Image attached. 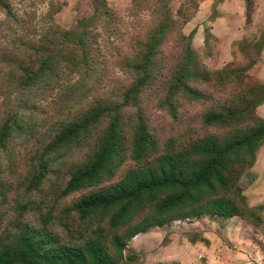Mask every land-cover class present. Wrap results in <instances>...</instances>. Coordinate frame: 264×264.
Wrapping results in <instances>:
<instances>
[{"label": "trees", "instance_id": "1", "mask_svg": "<svg viewBox=\"0 0 264 264\" xmlns=\"http://www.w3.org/2000/svg\"><path fill=\"white\" fill-rule=\"evenodd\" d=\"M200 1L164 2L162 24L124 60L132 80L119 100L93 98L84 108L62 112L42 142L26 188L38 190L49 171L61 166L67 175L61 194L89 190L72 204L79 220V241L65 243L46 228L18 222L0 239V264H122L130 254L131 239L176 220L238 216L255 227L263 223L262 206L246 202L242 176L264 143V117L256 114L264 101V80L258 76L264 29L256 37L236 42L244 62H228L212 71L200 70L189 45L181 46L159 105L174 117L180 96L205 102L203 128L213 127L216 132L158 152L144 116L140 96L161 83L165 31L178 15L186 22L187 8ZM92 4L93 14L78 19L73 30L61 32L55 26L39 42L28 44L24 59L17 60L11 51L3 54L15 60L11 70L18 76L10 82L26 90L48 84L65 71L86 72L93 62L91 32L113 18L105 0H92ZM251 6L252 1L245 0L246 22ZM212 37L204 28L207 47ZM23 102V98L18 101ZM35 125L23 112L7 111L0 124V151L13 136L32 135ZM77 149L82 150L80 156L69 160ZM127 159L132 164L120 171ZM26 205L18 206L20 213ZM191 236L194 240L198 234Z\"/></svg>", "mask_w": 264, "mask_h": 264}, {"label": "rangeland", "instance_id": "2", "mask_svg": "<svg viewBox=\"0 0 264 264\" xmlns=\"http://www.w3.org/2000/svg\"><path fill=\"white\" fill-rule=\"evenodd\" d=\"M166 1L105 0L113 18L95 26L91 32L89 40L93 47V62L90 68L82 74L65 71L58 78L48 80V84H36L22 90L10 82V78L18 76L11 70L15 60H7L3 54L11 51L17 60L24 59L28 44H36L55 26L61 32L73 30L78 19L93 14V4L92 0H1L0 124L7 111L17 110L33 119L36 125L32 135L13 136L5 149L0 151V239L14 230L18 222H24L48 229L62 242L79 241V220L72 204L89 190L61 194L67 179L61 166L49 171L36 191L27 190L28 177L40 155L42 142L47 139L52 125L60 120L62 112L84 108L93 98L119 100L121 92L132 80V74L123 65L124 60L131 57L140 43L146 41L154 29L162 24L165 16L163 4ZM182 1L187 0H176V5ZM216 7L223 12V16L211 21L210 0H201L187 8L190 16L186 22L183 23L182 16L178 15L165 31L160 51L163 62L159 77L161 83L145 89L140 96L158 152L167 150L171 144L177 146L191 137L217 131L213 127L203 128L205 102L180 96L176 100L174 117L159 105V100L165 94L169 72L179 59L181 46L189 45L200 70L205 68L212 71L228 62H244L234 44L243 37L258 36L254 29L258 28L256 21L260 17H255L256 23L246 26L234 0H229V3L224 1ZM231 8H235L234 15L227 16V9ZM210 27L214 37L209 40L210 47H207L204 44V28ZM199 87L212 90L207 85ZM21 98L25 102L18 103ZM256 114L264 117V103L257 107ZM81 153L82 150L77 149L68 159L78 158ZM131 164L132 161L127 159L120 171ZM263 164L264 146L257 152L252 169L258 171ZM252 178V171L249 170L242 178L243 188L246 189ZM24 203L27 204L26 209L20 213L18 206ZM169 225L161 229L160 234L183 235L184 228H192L188 226L189 222L184 221ZM164 243L163 240L159 241L156 234L149 238L138 234L127 243L130 254L122 260V264H176L175 261L163 259L161 252Z\"/></svg>", "mask_w": 264, "mask_h": 264}, {"label": "crops", "instance_id": "3", "mask_svg": "<svg viewBox=\"0 0 264 264\" xmlns=\"http://www.w3.org/2000/svg\"><path fill=\"white\" fill-rule=\"evenodd\" d=\"M224 1L229 3V0H210L212 12L209 16L211 21L223 16V12L221 13L216 6ZM234 1L239 13L244 17V24L250 26L257 22L258 28L254 29V32L259 33L262 31L264 29V0H251L250 21L248 22L245 20V0ZM231 9H227V16L234 15L235 8ZM255 17L261 19L255 22ZM208 30L210 32L211 27ZM259 58L261 67L258 76L264 80V45L259 52ZM263 146L264 143L258 148L257 152ZM253 165L249 169L252 171L253 178L249 181L246 189L243 188V194L246 196L248 206H262L263 223L259 227L248 224L238 216H232L224 220L204 216L190 221L188 226L192 228H184L182 230L183 235L175 236L174 233L167 235L162 231L160 234V230L165 229V225L162 228H155L156 230L150 229L147 232L140 233V236L149 238L156 234L159 241H165L161 253L163 259L167 262L175 261L176 264H264V164L258 171L252 169ZM167 226L171 225L168 224ZM157 233L159 234L157 235ZM194 233L198 234V237L191 240V234Z\"/></svg>", "mask_w": 264, "mask_h": 264}, {"label": "built area", "instance_id": "4", "mask_svg": "<svg viewBox=\"0 0 264 264\" xmlns=\"http://www.w3.org/2000/svg\"><path fill=\"white\" fill-rule=\"evenodd\" d=\"M176 222H183V221H180V220L173 221V223H176ZM184 222H186V221H184Z\"/></svg>", "mask_w": 264, "mask_h": 264}]
</instances>
